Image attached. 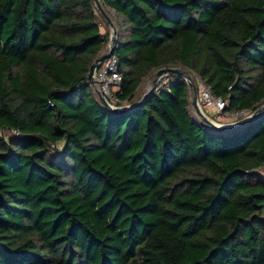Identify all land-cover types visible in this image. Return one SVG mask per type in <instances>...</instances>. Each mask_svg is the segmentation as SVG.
<instances>
[{
  "label": "trees",
  "instance_id": "1",
  "mask_svg": "<svg viewBox=\"0 0 264 264\" xmlns=\"http://www.w3.org/2000/svg\"><path fill=\"white\" fill-rule=\"evenodd\" d=\"M101 2L117 106L162 67L223 113L264 103V0ZM97 11L0 0V264H264V112L213 130L174 74L105 109L87 80L109 42Z\"/></svg>",
  "mask_w": 264,
  "mask_h": 264
},
{
  "label": "water",
  "instance_id": "2",
  "mask_svg": "<svg viewBox=\"0 0 264 264\" xmlns=\"http://www.w3.org/2000/svg\"><path fill=\"white\" fill-rule=\"evenodd\" d=\"M93 1H94L95 7L98 10V12L101 13V15L105 18V20L109 24L110 29H111V33L109 35V42L107 44V47L109 48L108 49L109 52L108 53H102L99 57H97L94 60V62L91 64V66L89 68V71L87 74V80H88L89 84L94 88V91L97 95L99 102L102 104V106L105 109H108L111 112H121L123 110H126L128 108H131L133 106L140 104L143 101V99L147 96V94L150 90L148 92H146L145 94H143L141 99L136 104L124 105V106H113L107 102L105 97L101 94L100 90L94 85L93 75H94L95 70L98 68L100 62L102 60H104L108 55L112 54V52H113V46H114L115 36H116V29H115L114 24L110 20V17L104 11L101 0H93ZM154 74H155V78L153 80V86L151 89H153L155 87L157 80L160 79L161 77H163L164 75L174 74V75L181 76L186 81V83L188 84L190 90H192V92H193L191 104H192V107H193L196 115L201 119V121H203L207 126H209L213 130L222 131V130H229L235 126H243V125L247 124L248 122H250L251 120L258 118L264 112V103H263L258 108L253 110L249 116L237 121L235 124H231V125L230 124H222V125L217 124L212 119L208 118L204 114V112L201 110V108L199 107L198 101H197V98H198L197 87L194 85V82H193L190 74H188L184 70H181L178 67H162V68H159L158 70H156Z\"/></svg>",
  "mask_w": 264,
  "mask_h": 264
},
{
  "label": "built area",
  "instance_id": "3",
  "mask_svg": "<svg viewBox=\"0 0 264 264\" xmlns=\"http://www.w3.org/2000/svg\"><path fill=\"white\" fill-rule=\"evenodd\" d=\"M108 48V47H107ZM109 49V48H108ZM94 85L100 90L107 102L113 106H117L118 100L114 92L117 90L121 82V74L118 71L117 58L114 54L108 55L102 60L93 75ZM195 83L198 85V103L208 110H214L221 113L224 108V100L215 97L210 88L200 78L196 77ZM246 111H237L234 113H224L230 115V118H237ZM224 115V117H225ZM16 133H18L16 131Z\"/></svg>",
  "mask_w": 264,
  "mask_h": 264
},
{
  "label": "rangeland",
  "instance_id": "4",
  "mask_svg": "<svg viewBox=\"0 0 264 264\" xmlns=\"http://www.w3.org/2000/svg\"><path fill=\"white\" fill-rule=\"evenodd\" d=\"M104 11L107 13V15L110 17V20L112 21L113 23V18H114V11L112 9H109L107 7H104ZM98 12V11H97ZM100 17H99V21L101 23V30L104 31V30H108L110 33H111V29H110V26L109 24L106 22L105 18L101 15L100 12H98ZM114 24V23H113ZM109 50L107 48V46L105 47V49L103 50L102 53H108ZM155 72H153L152 74H150L146 79H144V81L141 83L140 85V90H139V93H138V96H143V94H145L146 92H148L149 90H151L152 86H153V80L155 78ZM190 74V73H188ZM169 75V74H168ZM191 77H192V80L194 82V85L198 88V85L195 83L194 79L193 78H196L195 76H193L192 74H190ZM167 75H164L163 77H161L160 79L157 80L156 85H160L161 83H164V80H165V77ZM198 90V89H197ZM193 97V92L192 90H190V99H192ZM198 100V98H197ZM194 110V109H193ZM195 112V111H194ZM203 112L207 115L208 118L212 119L215 123L217 124H235L237 121L249 116L251 114V111H246L244 114L240 115L239 117L237 118H230V115H225L223 112L221 113H218L214 110H208L207 108L204 109L203 108ZM196 114V113H195ZM225 115V117H224ZM198 117V116H197ZM199 118V117H198ZM200 119V118H199ZM201 120V119H200ZM4 135L8 136L10 133H7L5 131H3Z\"/></svg>",
  "mask_w": 264,
  "mask_h": 264
},
{
  "label": "bare ground",
  "instance_id": "5",
  "mask_svg": "<svg viewBox=\"0 0 264 264\" xmlns=\"http://www.w3.org/2000/svg\"><path fill=\"white\" fill-rule=\"evenodd\" d=\"M198 101V100H197ZM198 105H199V103H198ZM199 107L201 108V110L203 111V108L199 105ZM205 114V113H204ZM206 115V114H205ZM207 116V115H206Z\"/></svg>",
  "mask_w": 264,
  "mask_h": 264
}]
</instances>
